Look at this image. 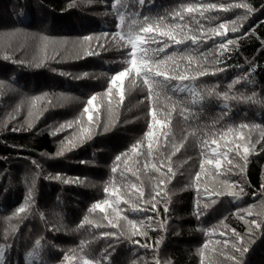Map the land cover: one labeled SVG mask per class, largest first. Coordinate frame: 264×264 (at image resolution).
<instances>
[{
    "label": "trees",
    "instance_id": "1",
    "mask_svg": "<svg viewBox=\"0 0 264 264\" xmlns=\"http://www.w3.org/2000/svg\"><path fill=\"white\" fill-rule=\"evenodd\" d=\"M200 2L201 0H146L142 11L151 15L157 13L163 15L166 11L176 9L181 3ZM203 2L220 3L226 0H203ZM248 2L258 9L264 5V0H248ZM70 3L72 0H0V82L6 86L0 89V244L4 243L3 235L8 231L15 245L7 252L11 264H27L26 254L34 247L35 240L41 238L37 236L41 230L45 234L42 239L43 250L33 264H58L63 252L78 248L81 240L92 241L89 246L92 255L102 259L101 253L109 247V241L101 236V232L107 229H95L88 225L78 228V225L83 216L88 215L87 209L93 202L106 198L103 188L113 178L111 167L114 157L126 151L133 143L142 140L147 131V102L144 101V92L136 88L129 91L128 82L125 81V100L117 109L115 127L107 133L99 130L100 134L94 135L82 146L66 152L64 156L55 155L59 142L68 133L52 136L51 127L77 117L92 94L105 90L111 70L117 68L121 60L114 44L104 41L102 37L101 42L105 43V49L98 48L96 41L91 42L92 49L98 55H77L79 38L85 35L100 37L103 31L111 32L115 21L110 6L103 0H75L73 7L68 6ZM242 12L243 10H237L238 14ZM193 15L205 27H215L224 22L225 18L233 20L236 18L233 13H222L219 20L209 21L200 18L197 13ZM205 16L208 17V13ZM260 21H264V14L257 12L244 24V28L249 30V35L240 40L238 50L232 51L229 59L222 60L219 64L208 65L210 68L225 67L226 70L218 73L217 76L201 77L198 87L219 84L218 90H226L227 83L236 75L242 74L241 67L247 69L249 62H254L256 70L252 79L255 84L237 86L233 91L250 94L254 88L257 93L264 95L262 92L264 52L261 51L264 47L261 44V40H264V24ZM185 22L194 30L199 27L187 15ZM252 28L256 29L255 33H251ZM37 35L49 36L56 42L49 47V59L46 65L40 68L29 66L28 63L33 57L42 55L39 40L33 38ZM229 36L231 37L232 34L229 33ZM53 48L59 52V55H55ZM210 48L212 42L208 41L200 52H208ZM5 54L11 58L3 59ZM217 55L218 53L213 51L208 57L209 61ZM14 60H24L25 63H14ZM59 72L72 75L60 76ZM85 72L90 76L79 80L73 79L74 76ZM101 73L108 75L101 76ZM45 93L48 94L47 99L52 100V105H48L47 100L41 103L40 107L46 108V111L35 120L34 127L28 131H11L12 127H19L20 124L31 119L28 117L30 98ZM168 95L172 98L171 101L163 97L160 100L162 115L169 111L172 102L183 101L187 97V93L171 91ZM21 101L24 103L17 121L12 122L5 129L4 122ZM229 105L230 120L220 119L222 112L226 110L223 108V101L215 98L204 101L203 111L200 110L199 105H189L191 114H188V120L181 115L182 104L176 103V110L172 112L169 126L170 143L161 151L170 155L173 138L178 143L186 136L187 141L185 147L171 158L176 175L166 188L172 200L169 204V213L164 214L162 202L159 205L160 215L154 216L153 227H157L155 221L167 220L168 230L167 232L150 231L149 239L146 241L149 245H153L160 236L164 237L163 243L159 246V257L162 262L170 260L172 264H201L200 253L203 245L211 241L203 257L204 264H209V261H213L214 264H231L226 258L231 254L230 249L224 248L222 244L216 245L215 241L226 239L232 228L242 234L246 232V220L252 217L241 219L240 215L244 214L238 215V209L259 205L264 200V188L261 187L264 185V153L258 155L254 153L249 157L246 173L243 176L229 177L244 185L246 195L242 194L239 200H233L228 196L214 197L216 203L212 204L209 197L203 194L204 183H201V208L204 215L197 220L194 214L197 198L194 172L199 171L201 159L200 146L196 141L203 138L204 132H216L229 123L238 125L243 120L248 123L264 124V111L259 105L238 104L235 101H230ZM245 113L247 119H243ZM99 118L102 122L107 119L106 109L103 107L100 108ZM218 119L219 123H216ZM193 131L196 133L195 136L189 135ZM256 135L254 133V138ZM211 147L215 145H210L209 152ZM260 147L261 145H257V152ZM142 151L145 155L132 157L129 160V167L134 170L140 169V179L147 194L159 174L154 171L146 173L143 164L149 162L159 166L160 156L154 151L153 157H147L146 140ZM137 159L140 161L139 165L135 164ZM32 160L40 164V169L31 163ZM165 165H167L166 159ZM123 167L121 165V168ZM207 172L214 175L215 170L206 166ZM37 173L39 175L31 210L27 214L12 217L14 210L23 204L31 178ZM56 174L65 178H79L81 182L64 184L47 178ZM213 175L202 174L201 177L202 182L209 181V188L212 187ZM115 179L118 187L122 183H139L131 172H126L124 177H121L118 171ZM205 204L209 207L204 208ZM121 208L125 210L122 214L128 215L130 219L142 218L139 214H133L128 210L127 205H121ZM149 215L154 214L149 213ZM8 217L12 219L9 220ZM102 217L103 214L98 211L90 214V219L106 224V221H102ZM223 225H227V230ZM12 228L16 229L14 234L11 232ZM213 228L216 235H205V230ZM220 231H226L225 237L219 236ZM139 239L142 243L145 242L143 238ZM52 245L56 247L53 248ZM113 247L115 251L110 257L113 264H132L133 260L143 264L144 261L151 262L155 255L151 247L144 249L126 242L114 244ZM243 264H264V234L257 233L255 243L250 245L249 252L243 258Z\"/></svg>",
    "mask_w": 264,
    "mask_h": 264
},
{
    "label": "snow or ice",
    "instance_id": "2",
    "mask_svg": "<svg viewBox=\"0 0 264 264\" xmlns=\"http://www.w3.org/2000/svg\"><path fill=\"white\" fill-rule=\"evenodd\" d=\"M103 2L110 6L114 15V29L111 32L103 31L100 37L85 35L79 38L77 41L79 47L77 55H98L92 49L91 42L96 41L98 48L105 49V43L101 42L102 37L104 41L114 44L121 60L119 66L111 70V75L106 80L105 90L92 94L77 117L51 127L50 134L52 136L59 133H68L59 142L55 155L57 157L64 156L66 152L82 146L85 142L91 140L94 135L100 134L99 130L107 133L115 127L117 109L125 100V81L128 82L129 91L136 88L144 92V101L147 102V131L144 133L142 140L133 143L126 151L114 157L111 167L113 178L103 188L106 198L93 202L87 209L88 215H84L78 225V228H84L85 225H88L95 229H107L101 232V236L109 241V247L101 253L102 259L95 258L92 255L89 248L92 241L81 240L78 248L63 252L62 259L59 260L58 264H104V262L113 264L110 259L113 251H115L113 245L121 242L144 249L151 247L155 254L153 260L151 262L144 261L143 264H172L170 260L162 262L159 257V246L163 243V236L156 239L153 245L146 242L149 239L150 231L167 232L168 230L167 220L155 221L157 227L154 228V216L158 217L160 215L159 205L162 202L164 204V214L169 213V204L172 200L166 188L176 175L173 171L171 158L181 148L185 147L187 141L186 136L178 143L173 138L170 155L161 151L170 143L171 128L169 126L171 125L172 112L176 110V103H180L183 105L180 110L181 115L184 116L185 120H188V114H191L189 105H199L200 110L203 111L204 101L209 98L223 101V108L226 111L222 112L220 119H231L230 101H235L238 104L259 105L261 110L264 111V95L257 93L254 88L250 94L233 91L237 86L243 87L255 84L252 79L256 70L254 62H249L247 69L241 67L242 74H238L231 79L226 85V90H218L220 89L219 84L211 87H198V81L201 77L217 76L218 73L226 70L225 67L210 68L208 65L219 64L222 60L229 59L232 51L238 50L240 40L249 35V30L244 28V24L255 13L264 14V5H261L258 9L248 0H226V2L220 3H206L201 0L200 3H181L176 9L166 11L163 15L159 13L151 15L142 11L146 0H103ZM68 6H75V0H72V3ZM237 10H243L242 14H238ZM194 13L209 21L219 20L222 13H233L236 18L234 20L225 18L224 22L215 27H205L196 19ZM206 13H215V15L206 17ZM186 15L194 20L199 27L194 30L186 23ZM260 23L264 24V21H260ZM255 31V28L251 29V33H255ZM229 33L232 34L231 37ZM33 38L39 40L42 55L33 57L28 63L29 66L40 68L46 65L49 59V47L56 42L49 36L37 35ZM208 41L212 42V48L208 52H200V49L208 44ZM261 44L264 46V40H261ZM121 49L123 51H119ZM53 51L55 55H59L55 48H53ZM213 51L217 52L218 55L209 61L208 57ZM261 51L264 52V47ZM196 53H199V55H196ZM10 58L7 54L3 56L5 60ZM52 58L54 59L55 56ZM13 62L25 63L24 60H14ZM52 71H56V69H52ZM59 75L70 76L72 74L59 72ZM100 75L107 76L108 74L101 73ZM89 76L90 74L85 72L74 76L73 79L79 80ZM5 87V84L0 82V89ZM170 91L173 93H187V97L183 101L172 102L169 111L162 115L160 100L163 97L171 101L172 98L168 95ZM47 97L48 94L45 93L30 98L28 101V117L31 119L26 120L19 127H12L11 131L31 130L34 127L35 120H38L46 111V108L40 107L41 103L47 100V104L52 105V100L47 99ZM61 99H64V97H61ZM23 103L21 101L13 108L12 113L9 114L8 119L3 124L5 129L8 128L9 124L17 121ZM101 107L105 108L107 113V119L103 122L99 118ZM165 107H168V105H165ZM243 119H247V113L244 114ZM216 123H219V119ZM69 130L71 131L69 132ZM254 133L257 134L255 138ZM195 134V131L189 133L192 136H195ZM145 140L147 141V157H153L154 151L160 156L159 166L156 163L149 162L143 164L146 173L154 171L159 174L151 191L147 194L143 187V181L140 179V169L136 168L134 170L129 167V160L132 157L138 158L145 155L142 151ZM196 143L200 146L201 159L199 161V171L194 172V183L197 192L194 214L197 220H200L201 216L204 215L201 208V183H204L203 194L209 197L212 204L216 203L214 197L228 196L233 200H239L242 194L246 195L244 185L239 181L231 180L229 177L230 175L243 176L246 173L249 157L254 153L257 155L264 153V124L248 123L243 122V120L238 125L229 123L216 132H204L203 138L198 139ZM210 145H215V147H211L209 152ZM257 145H261L259 152L256 151ZM165 159L167 165H165ZM188 159H192V157H188ZM31 163L37 169H40L41 166L36 160H32ZM139 163L140 161L137 159L135 164L139 165ZM121 165L124 167L121 168ZM206 166H210L215 170L214 175L211 172L206 173ZM118 171L121 177H124L126 172H131L139 183H122L118 187V182L115 179ZM202 174L213 175L211 188L208 187L209 181H201ZM38 175L39 173L32 176L24 202L14 210L12 217L27 214L31 210V206L34 204V191ZM47 178L64 184L81 182L79 178H65L60 174ZM261 187L264 188V185H261ZM121 205H127L128 210L133 214H139L142 218L130 219L128 215L122 214L125 210L121 208ZM207 207L209 205L205 204L204 208ZM97 211L103 214L102 221H106V224L90 219V214ZM149 213L154 215H149ZM240 213L244 214L240 215L241 219L252 217L246 220V232L242 234L232 228L226 239L215 241L216 245L222 244L224 248L230 249L231 254L226 258L231 261V264H243V258L249 252L250 245L255 243L257 233L264 234V200L259 205H249L247 208L238 209L237 214ZM12 217L7 219L11 220ZM221 224H223V221H221ZM223 226L227 230V225ZM11 232L14 234L16 229L12 228ZM216 234L215 228L205 230V235ZM225 235L226 231L219 232V236L225 237ZM138 237L143 238L145 242L142 243ZM42 239L43 237L36 239L34 247L26 254L27 264H33L36 258L41 256L43 250ZM3 240L4 243L0 244V264H11L7 252L15 245L8 231H5ZM209 243L211 241L203 245V250L200 253L202 257L201 264H204L203 257L205 251L208 250ZM52 247L55 248L56 245H52ZM109 249H112V251H109ZM132 264H138V262L133 260ZM209 264H214V262L209 261Z\"/></svg>",
    "mask_w": 264,
    "mask_h": 264
},
{
    "label": "rangeland",
    "instance_id": "3",
    "mask_svg": "<svg viewBox=\"0 0 264 264\" xmlns=\"http://www.w3.org/2000/svg\"><path fill=\"white\" fill-rule=\"evenodd\" d=\"M214 14H215V13H208L209 16L214 15ZM76 45H77V44H76ZM77 47H78V45H77ZM78 48H79V47H78ZM68 49H69V50H72L71 48H68ZM37 236H38V237H43V236H45L43 230H41L40 233L37 234Z\"/></svg>",
    "mask_w": 264,
    "mask_h": 264
}]
</instances>
